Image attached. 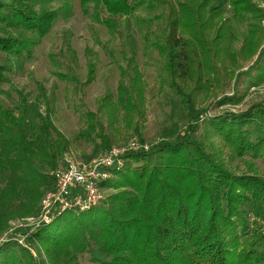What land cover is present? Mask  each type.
Masks as SVG:
<instances>
[{
	"label": "trees",
	"instance_id": "trees-1",
	"mask_svg": "<svg viewBox=\"0 0 264 264\" xmlns=\"http://www.w3.org/2000/svg\"><path fill=\"white\" fill-rule=\"evenodd\" d=\"M53 1L57 0L0 2V52L5 54L0 84L10 70L9 56H30L32 45L51 28L57 14L45 6ZM212 1L79 0L81 6L91 5L93 21L110 35H120L125 46L120 53L124 63L119 66L116 96L107 89L97 106L107 127L120 121L129 127L145 118L144 84L130 26L140 6L157 9L162 17L164 31L152 46L164 58L167 86L197 121L173 144H160L150 153L125 155L122 165L113 169V177L102 184L113 192L98 207L79 216L63 213L54 225L33 231L27 242L42 248L48 264H79L78 256L84 252L97 264H264V211L256 213L258 221H249L247 216V207L264 206V176L254 166L258 161L264 168L260 124L264 107L255 104L237 114L205 116L198 123L200 115L194 114L198 101L191 94L205 83L212 86L219 67L216 42L230 30L232 20L250 19V41L239 56L244 60L258 52L245 74L254 70L253 83L264 81V45L260 48L258 41L263 29L258 35L254 22L264 14L251 0H227L231 15L226 16ZM33 5H38L37 11ZM102 12L106 14L103 18ZM211 28L216 33L210 40L205 31ZM149 36L143 35L145 41ZM89 53L95 57L93 51ZM94 72L95 60H90L85 83L93 80ZM58 77L65 79L66 75ZM188 81L194 84L186 91ZM25 121L24 113L0 105V174L3 167L9 171L0 188V230L8 218L36 210L42 194L36 178L43 177L36 162L55 167L65 147L62 137L52 138L31 124L27 129ZM212 136L228 147L231 158L246 161L247 171L229 169ZM101 137L109 147L112 140ZM13 203L19 204L12 208ZM0 264L44 261L38 262L17 242L5 241L0 245Z\"/></svg>",
	"mask_w": 264,
	"mask_h": 264
},
{
	"label": "rangeland",
	"instance_id": "rangeland-1",
	"mask_svg": "<svg viewBox=\"0 0 264 264\" xmlns=\"http://www.w3.org/2000/svg\"><path fill=\"white\" fill-rule=\"evenodd\" d=\"M251 1L264 14V0ZM0 2L7 4L10 0ZM212 3L213 6L221 7L224 15H231L227 0H213ZM45 7L54 10L57 17L49 31L32 45L30 56L26 54L19 57L9 56L10 70L5 72L6 80L0 84V105L12 108L17 113H24L27 129L31 124L39 131H47L52 138L62 137L65 140V147L55 167L36 162V165H40L38 170L46 181L43 182V177L36 178L38 187L42 190L37 208L30 215L12 216L3 222L0 245L5 241H15L30 251L38 262L42 260L44 264H48L42 248L27 241L31 233L41 227L36 224L40 219L38 215L42 198L53 189L55 172L64 168V159H68L67 161L72 164L71 168L80 167L77 171H86L95 165L90 177L98 173L105 175L99 183L103 198L96 203L97 205L94 204L83 212L70 208L59 214L60 216L71 212L72 215L79 216L98 207L113 192L111 189L103 188L102 184L113 177V169L122 165L125 155L150 153L160 144H173L176 137L187 133L189 125H193L197 119L193 118L189 109L181 105V98L176 91L167 86L168 77L163 69L164 58L152 46L164 31L162 17L157 9L150 11L145 6H140L130 21L137 44V62L144 84L145 118L135 124L131 122L129 127H125V123L120 121L114 125L115 127L110 128L107 127L104 117L97 113V106L107 89L113 94V98L116 96L117 82L120 79L119 66L124 63L120 55L121 50L125 49L122 37L110 35L102 24L94 22L91 17V5L81 6L79 0H57ZM33 8L37 11L39 7L33 5ZM100 15L101 18L106 16L103 12ZM120 21L122 23L123 19ZM247 22L249 23L250 19L232 20L230 30L225 32L220 43L216 42L219 47L217 59L219 67L213 73L212 86L205 83L204 86L191 90L190 87L194 83L192 81L186 83L184 89L191 90L193 99L198 101L194 112L200 115L198 123L205 116L215 117L227 112L237 114L245 112L255 104L264 107V81L253 83L254 70L245 74L254 63L258 52L244 60L239 56L246 42L250 41L248 40L250 27ZM254 22L258 28L257 34L260 35V27L264 33V16ZM253 30H256L255 27ZM147 33L150 35L149 41H145L143 37ZM215 33L214 28L205 31L210 40ZM263 33L258 39L260 48L264 45ZM189 35L187 34L188 37ZM32 38L36 39L33 36ZM107 50H110V55ZM89 51H93L95 57ZM4 60L5 54L0 52V63ZM90 60H95L94 78L85 83L87 63ZM59 74L66 75V78H59ZM47 99L50 101L49 105ZM121 114H124L123 111H120V116ZM90 123L92 130L89 128ZM260 124L264 131V118L260 120ZM102 135L108 137L109 141L112 140L108 143L109 147L104 145V139L100 138ZM212 137L215 145L221 147L222 157L229 169L236 173L247 171L246 161L244 163L231 158L228 147L216 136ZM112 148H115L113 151L117 153L109 152ZM113 155H118V158L114 159L108 168L104 167L105 162L107 163ZM254 162L257 171L264 176L262 164ZM3 170L6 174H0V188L5 177L9 175L6 167H3ZM74 188L78 192L82 190L80 187ZM57 199L55 195L50 196L47 210L56 204ZM19 202L23 200L20 199ZM18 204L13 203L12 208ZM261 211H264V206L247 207L249 221H258L256 213ZM59 216L52 217L51 222L43 226L54 225ZM78 261L79 264H97L91 260L87 252L79 254Z\"/></svg>",
	"mask_w": 264,
	"mask_h": 264
},
{
	"label": "built area",
	"instance_id": "built-area-1",
	"mask_svg": "<svg viewBox=\"0 0 264 264\" xmlns=\"http://www.w3.org/2000/svg\"><path fill=\"white\" fill-rule=\"evenodd\" d=\"M113 150H115V148L110 149L109 152L117 153ZM116 158H118V155L111 156L103 166L108 168ZM67 160L68 159L63 160L64 168L62 167L55 172L53 189L47 192L42 198L38 215L41 220L39 219V223H37L36 226H43L50 223L52 217L55 218L59 216L62 211L70 208L80 210L81 212L89 210V208L93 207L96 203L98 204L103 198L99 183L105 175L98 173V175L90 177V175H92L90 173L93 172V167H95V165L91 168H87L86 171H77L80 167H76L77 169L71 168L70 165L72 164ZM85 173H87L86 175L89 174V176L87 177L84 175ZM74 187H80L82 190L78 192ZM53 195L57 196L58 199L56 204L54 203L49 210H47L50 196Z\"/></svg>",
	"mask_w": 264,
	"mask_h": 264
}]
</instances>
